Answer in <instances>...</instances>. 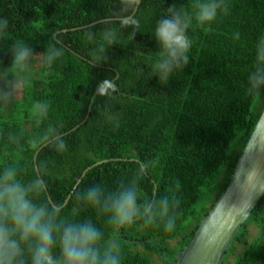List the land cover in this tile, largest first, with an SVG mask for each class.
Segmentation results:
<instances>
[{
    "label": "trees",
    "instance_id": "1",
    "mask_svg": "<svg viewBox=\"0 0 264 264\" xmlns=\"http://www.w3.org/2000/svg\"><path fill=\"white\" fill-rule=\"evenodd\" d=\"M134 4L0 0V264H163L224 188L264 105V0ZM242 224L222 264H264V193Z\"/></svg>",
    "mask_w": 264,
    "mask_h": 264
},
{
    "label": "water",
    "instance_id": "2",
    "mask_svg": "<svg viewBox=\"0 0 264 264\" xmlns=\"http://www.w3.org/2000/svg\"><path fill=\"white\" fill-rule=\"evenodd\" d=\"M133 1L135 4L128 16L132 15L139 2V0ZM115 76H117L116 71ZM87 112L88 108L80 122L86 118ZM75 127L76 125L66 130V132ZM55 136L57 135H54L51 138H54ZM47 141L48 140L43 141L34 150L33 159L37 150ZM128 159L134 158L130 157ZM104 160L106 159L97 160L92 164L87 165L81 171L72 188L75 187L86 169ZM153 193L154 186L152 190V194ZM263 193L264 105L259 112L240 153L236 157L232 171L224 188L219 192L206 213L199 219L192 235L186 243L178 249L169 260H165L163 246L155 241H148L150 243H157L161 247L159 258L163 264H222L223 256L230 241ZM68 195L69 194L65 196L63 203L66 201ZM46 196L49 203L56 207L47 193ZM121 223L122 221L117 224L116 230H118Z\"/></svg>",
    "mask_w": 264,
    "mask_h": 264
},
{
    "label": "rangeland",
    "instance_id": "3",
    "mask_svg": "<svg viewBox=\"0 0 264 264\" xmlns=\"http://www.w3.org/2000/svg\"><path fill=\"white\" fill-rule=\"evenodd\" d=\"M17 77H16V79H14V81H13V85H14V87H13V94H12V96H18L19 95V91H18V89H19V87L17 86ZM247 230H248V234H250V235H253V234H255V232H256V228H255V226L252 224V223H248V225H247ZM238 248V250H239V246L237 247ZM235 255V254H234ZM231 255H228L227 256V259H229V257H230ZM233 259H234V256H231V258L229 259L230 260V263H231V261H233ZM155 262L158 264V262L156 261V259H155ZM229 263V264H230Z\"/></svg>",
    "mask_w": 264,
    "mask_h": 264
},
{
    "label": "bare ground",
    "instance_id": "4",
    "mask_svg": "<svg viewBox=\"0 0 264 264\" xmlns=\"http://www.w3.org/2000/svg\"><path fill=\"white\" fill-rule=\"evenodd\" d=\"M155 191V190H154ZM255 208V207H254ZM252 213V212H251ZM243 225V224H242Z\"/></svg>",
    "mask_w": 264,
    "mask_h": 264
}]
</instances>
